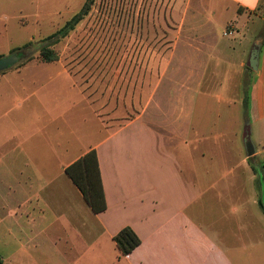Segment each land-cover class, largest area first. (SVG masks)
Listing matches in <instances>:
<instances>
[{
	"label": "crops",
	"instance_id": "1",
	"mask_svg": "<svg viewBox=\"0 0 264 264\" xmlns=\"http://www.w3.org/2000/svg\"><path fill=\"white\" fill-rule=\"evenodd\" d=\"M12 4L0 0V40L26 23L27 1L18 14L7 13ZM263 7L264 0H189L167 60L153 68L156 95L115 129L87 109L59 60L32 58L1 71L3 264H264V212L248 163L264 159ZM18 47L0 41V57ZM199 101L214 103L215 115L196 121ZM82 106L95 125L81 133L66 118L84 121ZM208 124L220 135L210 136ZM70 142H78L74 153ZM91 149L106 201L98 213L66 173ZM124 226L141 241L120 256L113 236Z\"/></svg>",
	"mask_w": 264,
	"mask_h": 264
},
{
	"label": "rangeland",
	"instance_id": "2",
	"mask_svg": "<svg viewBox=\"0 0 264 264\" xmlns=\"http://www.w3.org/2000/svg\"><path fill=\"white\" fill-rule=\"evenodd\" d=\"M11 1L13 4L7 13L18 14L17 7L21 0ZM26 1L23 12V21L26 22L24 27L14 26L9 35L0 40L2 45L9 41L20 47L31 42L28 53L31 58L19 59L13 66L32 58L40 60L37 48L39 42L63 26L85 0ZM188 1L95 0L90 13L67 37L52 46L58 55L55 61L59 60L66 67L74 84L80 87L87 109L97 115L101 124L115 129L132 114L135 115L134 110L142 106L144 101L154 98L156 93L153 91L155 87L158 91L157 84L160 79L153 73V68L167 60L172 35ZM260 14L264 16V7ZM20 20L10 18L6 22L15 24ZM260 29L264 34V23ZM8 55L10 54L6 52L3 54ZM48 77L47 82L54 84L53 78L50 75ZM64 82L70 83L67 78ZM69 99V95L63 98L64 102ZM64 102L60 100L59 103L62 105ZM84 109L82 106L81 113L86 117L84 121L81 115L79 120L76 115L71 121L66 118L72 123L71 127L75 126L74 130L81 133L85 128L95 125ZM216 112L214 103L205 108L199 101L196 121L203 115L210 118ZM208 125L210 136L220 135L216 125ZM59 128L65 133L66 140L71 139L68 138L70 129L66 124ZM69 145L73 148V153L79 148L78 142H70ZM259 160L263 162V156ZM256 192L259 196L257 187Z\"/></svg>",
	"mask_w": 264,
	"mask_h": 264
},
{
	"label": "trees",
	"instance_id": "3",
	"mask_svg": "<svg viewBox=\"0 0 264 264\" xmlns=\"http://www.w3.org/2000/svg\"><path fill=\"white\" fill-rule=\"evenodd\" d=\"M95 0H85L80 9L73 14L58 30L43 38L37 48L39 49V58L45 62L55 61L58 58L57 53L52 48L61 39L67 37L73 31L78 23H80L91 11ZM171 42V41H170ZM31 42L14 49L12 53H17L19 59H29V47ZM18 59V60H19ZM19 63V62H18ZM23 63V62H22ZM20 63V64H22ZM19 65V64H18ZM250 70V69H248ZM248 97L244 100V108L247 109ZM248 163L255 175V184L259 191L258 205L264 212V207L260 200V184L258 178V170L264 176V162L260 161L256 156H249ZM66 173L78 187L85 201L94 213L103 211L106 208V201L100 170L95 149H91L66 168ZM113 240L119 251V255H127L140 244V238L129 226L121 228L114 236ZM0 264L3 261L0 257Z\"/></svg>",
	"mask_w": 264,
	"mask_h": 264
},
{
	"label": "water",
	"instance_id": "4",
	"mask_svg": "<svg viewBox=\"0 0 264 264\" xmlns=\"http://www.w3.org/2000/svg\"><path fill=\"white\" fill-rule=\"evenodd\" d=\"M258 47L259 43H254L253 47L251 48L249 58L247 61V66L253 70L257 69V59H258ZM19 59L18 54L12 53L8 56L0 57V72L8 69L9 67L13 66ZM245 146L248 150V155H251L255 151L254 145L247 144V138H244ZM258 178H259V184H260V200L261 204L264 207V176L260 170H258Z\"/></svg>",
	"mask_w": 264,
	"mask_h": 264
},
{
	"label": "built area",
	"instance_id": "5",
	"mask_svg": "<svg viewBox=\"0 0 264 264\" xmlns=\"http://www.w3.org/2000/svg\"><path fill=\"white\" fill-rule=\"evenodd\" d=\"M228 33L231 34V31H229Z\"/></svg>",
	"mask_w": 264,
	"mask_h": 264
}]
</instances>
